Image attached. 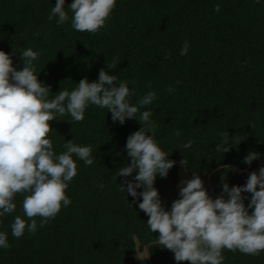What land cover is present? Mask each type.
<instances>
[{
	"label": "trees",
	"instance_id": "trees-1",
	"mask_svg": "<svg viewBox=\"0 0 264 264\" xmlns=\"http://www.w3.org/2000/svg\"><path fill=\"white\" fill-rule=\"evenodd\" d=\"M56 2L0 0V50L11 55L14 67L22 69L23 50L40 53L33 61L35 74L50 86L49 99L60 90H74L81 79L97 81L102 68L117 75V83L129 82L133 104L155 91L156 99L140 112L151 111L158 126L155 139L176 162L166 178L158 175L154 183L166 210L180 198L178 175L183 171L190 179L198 174L213 199L222 194L224 182L229 187L246 184L241 174L247 180L264 160V0H116L95 34L73 29V0H65L68 21L49 20ZM185 41L188 52L180 55ZM114 59L115 66L108 68ZM137 119L121 125L107 108L89 104L81 122L67 113L50 122L48 138L57 155L72 140L92 147L93 164L85 166L73 155L78 170L66 190L72 203L43 227L42 218L35 217V234L25 229L22 237L12 236L14 218L27 220L22 208L27 193L16 195V210L0 216V232L7 233L10 244L0 248V264H148L145 257L135 259L147 244L151 264H177L173 252L155 243L159 232L150 230L149 217L138 207L142 197L120 190L136 173L116 177L131 161L126 142L142 127ZM220 132H228L227 153L215 151ZM189 140L192 146L183 148ZM250 151L260 157L247 165L242 161ZM225 165L237 171H226ZM242 195L247 206L251 194ZM222 255L223 264H264V252L252 256L224 249Z\"/></svg>",
	"mask_w": 264,
	"mask_h": 264
},
{
	"label": "clouds",
	"instance_id": "clouds-1",
	"mask_svg": "<svg viewBox=\"0 0 264 264\" xmlns=\"http://www.w3.org/2000/svg\"><path fill=\"white\" fill-rule=\"evenodd\" d=\"M64 6L65 0H57L48 19L58 17L57 24L68 21ZM115 7L116 0H73L69 5L73 13L72 27L78 32L95 34L105 26ZM220 9V4L214 6V11ZM188 48L185 41L180 55H186ZM13 51L15 53L14 48ZM39 55L32 48L23 50L19 55L23 67L18 70L13 66L11 55L0 50V216L13 213L17 207L16 195L27 193L22 201L27 220L19 215L14 218L13 237H22L25 229L35 234L38 227L35 217L42 218L39 227H43L56 217L62 206L72 203L66 190L77 175L73 155L89 166L93 164V150L90 145L80 146L71 140L64 144L66 151L57 155L48 138L53 130L50 122L66 113L73 121L81 122L87 106L92 104L107 108L113 122L119 121L121 125L126 119H137L140 113L137 120L142 127L129 135L126 142L131 161L117 170L116 177L127 178L136 173L133 180H124L120 190L133 198L142 197L138 207L149 217L150 230L159 232L155 243L173 252L177 264L185 261L223 264L224 249L252 256L264 252V166L258 172H251L243 186L229 187L224 182L222 194L215 199L208 194L201 177L192 173L191 179L181 180L180 198L172 202L170 211L166 210L154 183L158 175L166 178L176 162L168 159L169 155L161 150L155 139L158 126L150 119L151 111L140 112L156 99L155 91H149L133 104L130 98L135 91L129 89V82L117 83L118 76L102 68L97 81L81 79L74 90H60L49 99L50 86L35 74L33 61ZM107 66L114 67L115 59ZM168 91L173 92L174 88L170 86ZM175 135L179 137L180 132L176 131ZM219 135L222 142L217 144L215 151L227 153L231 148L228 132ZM235 138L231 142H235ZM191 146L190 140L182 144L183 148ZM259 157L258 152L250 151L242 162L251 165ZM181 164L185 166L182 161ZM225 169L237 171L228 165ZM140 188L143 191L137 192ZM242 193L251 194L247 206ZM249 209L254 210L250 213ZM9 247L7 233L0 232V248Z\"/></svg>",
	"mask_w": 264,
	"mask_h": 264
},
{
	"label": "rangeland",
	"instance_id": "rangeland-1",
	"mask_svg": "<svg viewBox=\"0 0 264 264\" xmlns=\"http://www.w3.org/2000/svg\"><path fill=\"white\" fill-rule=\"evenodd\" d=\"M261 166H264V162H263V163L261 162L260 164H258V165H257V169L254 170V171L258 172V171H259V168H260ZM252 172H253V171H252ZM178 180H179L180 182H181V180H185V179H183V172H182V173H179V175H178ZM145 256H146V254H145L144 251H142V252L139 251L138 256H136V258H137V260H139V258H144Z\"/></svg>",
	"mask_w": 264,
	"mask_h": 264
},
{
	"label": "water",
	"instance_id": "water-1",
	"mask_svg": "<svg viewBox=\"0 0 264 264\" xmlns=\"http://www.w3.org/2000/svg\"><path fill=\"white\" fill-rule=\"evenodd\" d=\"M229 165H231V164H229ZM212 171H214V169L212 170ZM182 173V172H181ZM211 173V172H210ZM210 173H208V175H207V181L209 180V175H210ZM241 177H242V179H243V181L244 182H246L247 183V180L244 178V176L241 174ZM183 179H185V180H189L190 178H188V176H187V174H186V172L185 171H183ZM145 253H146V255H147V257H148V259H150L149 258V252H148V244L145 246Z\"/></svg>",
	"mask_w": 264,
	"mask_h": 264
},
{
	"label": "flooded vegetation",
	"instance_id": "flooded-vegetation-1",
	"mask_svg": "<svg viewBox=\"0 0 264 264\" xmlns=\"http://www.w3.org/2000/svg\"><path fill=\"white\" fill-rule=\"evenodd\" d=\"M263 163L264 162V160H261V161H259V162H257V165L258 164H260V163ZM257 169V166H256V168L254 169V170H256ZM254 170H252V171H254ZM251 171V172H252ZM209 191L211 192V190L209 189ZM212 193V192H211ZM140 252H142V250L140 251ZM144 252H145V249H144ZM146 254V253H145ZM145 258H147V260H148V264H151V262H150V259H148V257H147V255L145 256ZM136 260H137V258H135ZM143 258H139V260H142Z\"/></svg>",
	"mask_w": 264,
	"mask_h": 264
}]
</instances>
